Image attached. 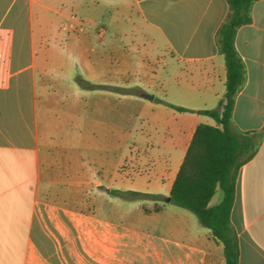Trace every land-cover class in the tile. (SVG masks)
I'll return each instance as SVG.
<instances>
[{"label": "crops", "instance_id": "0c3cea01", "mask_svg": "<svg viewBox=\"0 0 264 264\" xmlns=\"http://www.w3.org/2000/svg\"><path fill=\"white\" fill-rule=\"evenodd\" d=\"M47 1L0 0V264H225L222 245L208 229L203 227L196 241L178 236L187 234L190 217L167 199L196 126H215L196 112L215 108L225 92V64L215 36L228 14L227 1L111 0V11L118 1L130 10L150 50L158 48L170 58L173 100H158L193 111L180 113L155 97H139L146 122L147 115L162 122L156 147L161 153L149 149L153 156L146 159L151 175L145 189L128 190L164 198L140 204L148 208V219L169 213L177 234L172 236L112 218L116 197L109 192L116 188L101 176L97 163L85 161L83 145L48 136L43 140L38 85L45 62L44 23L54 17L75 19L62 10L55 16L56 7ZM250 15L251 23L235 35L246 77L235 97L231 125L243 133L264 128V0L253 4ZM143 46V55H123L137 64H130V70H143L153 82L156 69L145 57L159 56ZM114 51L107 49V60L96 51L90 63L93 84L110 83L120 68L111 61ZM105 68L106 78L101 75ZM230 221L238 264H264V137L238 171ZM210 252L216 257L209 263Z\"/></svg>", "mask_w": 264, "mask_h": 264}, {"label": "rangeland", "instance_id": "374dc122", "mask_svg": "<svg viewBox=\"0 0 264 264\" xmlns=\"http://www.w3.org/2000/svg\"><path fill=\"white\" fill-rule=\"evenodd\" d=\"M118 2L112 3L115 11H111V0L47 1L50 6L56 7L53 11L55 16L62 10L75 19L67 22L54 17L44 23L41 44L45 62L38 85L41 128L46 133L43 140L48 136L51 140H77L82 144L85 161L97 163L102 169L101 176L108 178L116 189L141 191L151 175L146 159L161 153V149L156 147L162 122L150 115H147L149 123L146 122L139 97L146 92L157 100L172 101L175 70L170 58L163 57L158 48L149 49L142 36L145 31L138 27L135 29L134 16L129 9L121 8ZM143 45L159 56L148 54L145 57V60L153 61L156 69L153 82H149L143 70H130V64L135 68L137 64L123 55L130 52L135 56L143 55ZM133 46L136 50L131 51ZM107 49H115L110 52L111 61L120 68L111 75L110 83L97 84L99 87L93 91L83 89L75 79L79 77L92 83L90 63L96 58L98 50L101 60H107ZM101 75L107 77L106 68L101 69ZM147 143L149 146H145ZM149 149L152 155H149ZM132 178L134 183L130 180ZM221 197L217 188L210 205L218 204ZM140 201L143 200L115 198L112 205L115 212L109 215L152 232L177 235L170 228L169 213L163 217L152 215L153 219H148L149 215L145 212L148 208ZM175 208L190 217L186 219L187 234L178 236L196 241L197 235L206 229L199 225L192 213ZM215 257V253L210 252L208 262Z\"/></svg>", "mask_w": 264, "mask_h": 264}, {"label": "trees", "instance_id": "16d2710c", "mask_svg": "<svg viewBox=\"0 0 264 264\" xmlns=\"http://www.w3.org/2000/svg\"><path fill=\"white\" fill-rule=\"evenodd\" d=\"M228 14L220 25L215 42L223 56L226 83L225 92L217 106L196 113L215 122V126H196L183 160L172 183L170 203L192 213L199 225L208 229L222 245L225 264H238L237 236L231 225L230 214L235 199V183L239 169L256 154L264 137L259 132H238L232 128L231 119L235 97L245 82L244 63L235 48L237 30L251 23V8L257 0H226ZM83 89L93 91L99 86L82 78L75 79ZM177 112H193L162 100H155ZM217 188L221 200L210 205ZM113 197L128 200L162 201L160 195L132 190H110Z\"/></svg>", "mask_w": 264, "mask_h": 264}, {"label": "water", "instance_id": "95a60500", "mask_svg": "<svg viewBox=\"0 0 264 264\" xmlns=\"http://www.w3.org/2000/svg\"><path fill=\"white\" fill-rule=\"evenodd\" d=\"M142 97L149 101L153 100V96L148 95V94H142ZM167 201L170 202V198H168Z\"/></svg>", "mask_w": 264, "mask_h": 264}]
</instances>
